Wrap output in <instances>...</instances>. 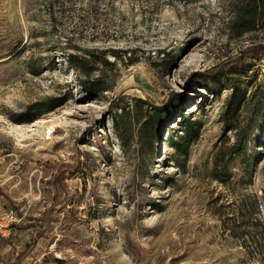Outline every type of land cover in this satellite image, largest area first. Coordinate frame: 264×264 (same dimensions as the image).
<instances>
[{
	"label": "rangeland",
	"instance_id": "obj_1",
	"mask_svg": "<svg viewBox=\"0 0 264 264\" xmlns=\"http://www.w3.org/2000/svg\"><path fill=\"white\" fill-rule=\"evenodd\" d=\"M233 3L0 0V264L36 229L13 225L49 209L47 239L23 264H264V28L238 36ZM70 54L109 91H87ZM234 87L241 121L257 115L222 184L213 160L236 141L222 118ZM140 100L175 105L152 156ZM182 116L200 127L179 157Z\"/></svg>",
	"mask_w": 264,
	"mask_h": 264
},
{
	"label": "trees",
	"instance_id": "obj_2",
	"mask_svg": "<svg viewBox=\"0 0 264 264\" xmlns=\"http://www.w3.org/2000/svg\"><path fill=\"white\" fill-rule=\"evenodd\" d=\"M233 6L235 8L234 28L237 31L238 36H242L246 33L264 28V0H234ZM111 55L115 59L119 58L116 52H111ZM254 57L255 56H252V58ZM68 62L74 71H76L81 85L87 91H90L91 93H104L109 91V88L107 87H100L99 80L89 79V76L92 75V72L85 71L82 59L80 57L70 54L68 56ZM234 91L235 92L228 100L222 118L225 123V129H227V131L229 130L234 132L236 141L233 145H229V143H224L222 146L218 145L214 152L213 176L222 184L231 183L233 178V169L235 168L234 166H236V164H242L245 158V149L250 136L249 131L252 126L251 124L253 122V118L257 115V113H255L250 119L241 121L240 114L244 108V105L247 103V98L245 91H240L237 87H234ZM139 102L145 105L147 108L146 118L141 129V142L145 148L151 150L149 154L152 156V152L154 150L152 141L158 136V134H160L164 125L169 123V121L176 116V113L173 110L175 105L174 101L172 103H169V101L164 102L162 106L152 104L148 100H140ZM35 108L37 113L47 111L46 107H38V105H36ZM125 115V113L121 114L114 122V127L117 132L121 131L120 123H122ZM28 120L29 121L27 122H31L30 120H32V118ZM180 120L182 122L184 135L183 137L179 138V141L176 144L179 157L182 155V150L185 149L188 144L195 142L198 139V130L200 127L197 122L191 121L187 116H182ZM124 146L126 147L128 144L125 143ZM250 168L251 161L247 162L246 173L250 172ZM56 185L57 184H55V186ZM55 189L54 190L57 196V199H55L56 208L58 205L62 204V199H60L62 190L60 187ZM13 210H15L17 213L19 212L17 207H15ZM52 210L54 209H49L48 211L44 212L37 225H32V223L25 226L13 225V228L15 229H27L30 226H34L36 228L34 234L31 236V239L25 245L23 251H21L15 258L13 264H23V262L30 257L34 250H36L41 245V243L46 241L50 224L53 222L51 217L53 212ZM31 220L33 221V219ZM0 238L3 240L1 235Z\"/></svg>",
	"mask_w": 264,
	"mask_h": 264
},
{
	"label": "built area",
	"instance_id": "obj_3",
	"mask_svg": "<svg viewBox=\"0 0 264 264\" xmlns=\"http://www.w3.org/2000/svg\"><path fill=\"white\" fill-rule=\"evenodd\" d=\"M16 221V218L14 217V215L9 219H7V222H6V224H8V225H6V226H10V224L12 223V222H15ZM4 225L5 224H0V227H4ZM8 229V228H7Z\"/></svg>",
	"mask_w": 264,
	"mask_h": 264
}]
</instances>
